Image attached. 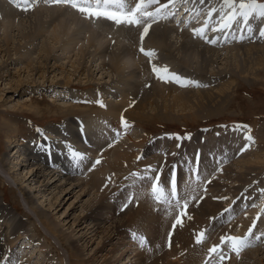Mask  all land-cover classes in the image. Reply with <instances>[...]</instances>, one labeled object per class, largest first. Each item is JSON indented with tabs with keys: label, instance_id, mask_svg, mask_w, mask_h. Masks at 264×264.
I'll use <instances>...</instances> for the list:
<instances>
[{
	"label": "bare ground",
	"instance_id": "bare-ground-1",
	"mask_svg": "<svg viewBox=\"0 0 264 264\" xmlns=\"http://www.w3.org/2000/svg\"><path fill=\"white\" fill-rule=\"evenodd\" d=\"M0 2V48L2 44L8 50L10 49L14 52L13 55L16 57L15 61L20 65V70L29 75L30 78L33 77L31 81H23V78L19 79L17 87L15 88H9V84H5L8 87L7 89L11 90V93L21 92L22 97L20 98L24 99L21 101L17 100L16 104L17 106L25 104V107L23 106L19 112L16 107H12V111L21 113L28 109L37 115L40 114L44 111V108L40 105L38 106L37 103H33L34 101L28 102L31 100L28 97L34 93L33 91L52 89L53 96L54 94H65L64 97H66L67 101L75 100L82 102V105L84 103L86 105L81 108L73 105L69 101L68 103L62 101L63 104L61 105H56L53 101H48L49 104H44L45 108H49L48 105H50L48 111L57 109L62 117L67 118L66 122L73 123L74 118H76L75 116L80 115L82 118H87L85 124L92 118L95 119L93 122L97 123L99 121L101 122V120L105 121L106 119L116 123L115 131L113 129L112 131H99L98 134H95V132L92 133V126L88 124V126L83 127L84 131L82 129L72 130V128L64 130V127L59 125L48 126L45 130L47 135L43 137L41 135L38 136L35 143L31 144L32 142H28L25 146L23 144H14L12 146L13 153L11 158H6L5 155L0 156V169L4 170L5 175H8L12 179L15 185L14 189L32 206L33 212L36 214L39 222L53 235L56 236L59 234L57 233L58 225L48 216L49 210H45L40 205L34 204V199L31 197L30 192L25 191L24 187H22L27 181L35 185V192L40 193L39 200L42 201L45 198L44 203L48 206V209L61 206V203H58L60 195H64L65 197L67 194L75 193V199L78 197L84 198L87 195L92 197V200L88 202L89 204L86 203L88 204L86 207L88 208V212L83 217L86 224L84 228L87 229V233L76 241V246L80 242L86 245L94 237L103 234L101 236V247L92 255V258L96 254L102 253L103 249L107 246L113 248L112 241L114 239L118 238L122 242L120 229L125 227L127 223L130 224L131 222H137L138 219L145 218L147 219L146 223L153 221L151 224L148 222L146 226L149 230L134 232L132 236L142 235L144 238H148L145 246L140 245L138 247L139 252L136 248L133 251L136 253L142 252L141 254L144 259L140 255H133L136 259L141 260V262L144 263V261L150 260L147 264H156L161 256V259L164 260L162 264H195V262L196 264H222L229 262L233 257L228 254H234L235 252L231 251L226 245L216 253H209V249L220 243L221 236L218 234V241H216L215 233H217V230L221 232V229L228 226L229 228L225 231L223 230L224 235H231L230 233L232 232L233 236H243L248 230L244 220H241V227H238L239 230L236 228L238 232L233 227L236 221H240L242 218V216L238 217L239 212L245 209L246 206L253 204L254 201L248 204L247 200L246 203L248 205L245 203L238 205V202H235L230 207L232 209L225 212L221 217L219 216L221 212L229 209L228 205L227 208H224V206L217 213L216 219H212L210 226L204 230V236L202 242L199 243L200 245L196 243L197 245L193 246L192 244L195 243L192 242L196 241H193L192 238L195 239L197 232L200 233V229H203L201 227L204 223L203 218L206 216L212 217L214 215L210 213L219 210V207L216 208V211L215 209L209 210L207 208L209 206L204 205V203L196 205L197 202L194 201L196 199H191L197 193L196 185L190 187L189 192H187L190 197L187 195L189 198L187 200L183 199L185 202H182L183 200L181 199V202L172 204H160L159 201L162 198L160 194H158L159 201H157L159 204H154L152 201H147V196H145L144 192H140V197L144 196L146 200L142 201L140 199L141 204L137 205V209L135 208L129 211V213L115 219L109 217L110 213L106 207H109L108 204L110 203L104 198L105 195L111 197L114 189L120 188L121 190L120 184L122 181L119 177L134 165L139 150L142 149L143 153H149L153 149L151 148L152 143H149L146 148H143L148 144L146 142H149L148 139L150 138L142 126L145 122L155 120L156 118L166 121L180 120L184 118L187 111L194 113L196 117L211 116L224 109L227 105L230 99V93L236 86L234 78L248 85L254 84L258 73L264 71V38L259 35L260 30L264 29V18L255 16L250 19L246 28L234 26L231 30H225L226 34L209 31L207 33L208 39L216 38V43L210 44L204 39L194 37L192 29L202 26L203 21L207 18V10L213 7L214 4L218 8L221 6L218 0H205L203 4L199 3L198 0H188L185 3H177L176 0V3L170 6V10L175 12V15H177L176 12H181L178 14L179 16L181 15L179 17L180 22L178 24L176 23L175 16H169L167 19H159L155 24H152L148 34L144 37L143 42H141L140 34L143 30L138 29V26L124 27L122 25L119 26L121 28H117L112 22L105 21V19H85L78 11V13L76 12L77 16H81V18H75L72 16V12H68L69 10H75L70 6L50 5L45 0H35L33 4L35 11L32 14L37 22L34 25L35 37L30 39L29 37H22L23 32L20 30H17V36L15 34L12 35L13 33L11 32L14 23V13L10 11L15 5L25 7L23 0H16V2H13V0H0ZM39 2H41V5L38 4ZM224 11H228V9L225 8ZM197 12L199 13L198 15ZM16 13L15 16L18 14ZM218 16V12L213 14V22H215ZM48 21L49 23L47 24ZM99 23L101 25H98ZM67 36H70L71 39L65 43L64 38ZM241 36H243V39H240ZM37 39L42 41L41 47L38 49L34 46ZM49 41L62 45L61 50L56 52L54 46H49L51 45ZM9 44L14 45V47L10 48L8 46ZM30 46H33V48L31 49ZM77 46L79 47L76 50L75 47ZM141 46L145 50H158L163 57L172 59V62L178 65L176 67L183 66L185 69L192 70L194 72L192 74L194 75L190 74L187 77H184L185 75L180 77L185 83L195 82V84L189 83V86L183 87L175 82L168 83V85L157 79L156 75H153L148 59L139 55V50L137 49ZM36 53L38 54L36 55ZM159 53L158 56L160 57ZM155 58L157 57L155 56ZM155 60L157 61V59ZM219 61H224V66L220 67V64H218ZM172 62L170 61L168 64ZM158 63L156 62L155 64L161 68L165 66H161ZM2 68L5 71L0 74L1 77L8 73L5 66ZM49 75H51L50 78L48 77ZM197 84L199 86H196ZM73 85H92L94 89L73 91L75 90L71 88ZM68 91H70V94ZM172 109L175 111L180 109V112H174ZM122 115L128 122L126 129H121ZM11 121L8 118L1 121V130L6 133V139L9 142L11 139L9 136L15 134L16 131L13 125L15 123ZM113 122L112 126L114 125ZM73 126L76 127L75 125ZM118 130L120 131L119 136H123L124 138L121 137L117 141L119 137L116 135V143L113 149L110 151H106L107 149L103 150L101 157H99L101 163L97 171L90 173L83 181L78 179L77 176L82 169L84 168V172L86 170L87 164L85 163V159L88 154L87 156L82 155L83 159L74 158V151L76 149L79 152L80 150H88L90 146L94 147L93 142H97V145L101 148L103 147L101 144H105L102 141L106 140V136L112 135L113 131L117 133ZM140 130H144V132ZM219 131L221 130L215 129L212 132H208L209 134L207 136L210 137V134ZM85 132L89 133V135L92 133L93 139L92 137L91 139L85 137ZM236 132H239V136L242 137L246 130L242 128ZM112 138L114 137L112 136ZM214 148L220 151L226 149L225 147H215V145ZM214 148L209 149V152H214ZM206 149L208 147L203 148V152H206ZM249 156L246 155V158ZM251 156L253 158L256 155L252 153ZM246 158H243L241 168L248 169V171H243L234 178L233 175L236 174V171H233L229 167L228 174L230 175L231 173L232 175L226 178L227 181L249 182L250 173L254 172V168L258 165V157L253 160ZM129 160H131L130 167L129 164H126ZM80 162L83 164L80 165ZM234 164H239V161ZM206 167L207 164H204L203 168L200 166V170ZM116 175H119V177ZM110 176L112 179H110ZM107 178L109 179L107 180ZM212 179L210 174L201 173V181L204 184L203 186H206L207 191L211 187ZM28 185H31V183ZM160 187H164V185L162 184ZM211 193L212 196H215L213 191ZM119 197H121V194ZM185 204H187L186 208ZM173 205L176 206L172 208ZM192 206H196L197 209L192 212L190 211V214L198 221L184 216ZM18 208L16 206L7 207L4 203V193L0 194V264H4L2 257L4 254L7 255L8 249H14L17 240L22 239V236L25 235L23 234L24 225L13 216L19 210ZM156 211L162 215L158 220L156 215H154ZM232 211H237L238 214H231ZM249 212L250 215L247 218L251 224L254 219L258 216L260 217L257 220V227L253 229V236L251 237L252 245L250 246L252 249L255 245H264V203L259 205L256 211L251 210ZM218 216L219 224H216ZM232 216L236 218L233 221L235 223L231 222L233 220L231 218H234ZM178 217L181 219V224H177L173 228V224L176 223ZM105 225L108 226L105 227ZM195 225H198L196 229ZM32 227L34 228L33 225ZM76 228H79V225L74 229ZM191 230L198 231L196 233L193 232L191 235ZM149 231L157 232L159 236L155 238ZM240 231L242 235L239 233ZM237 233L240 235H235ZM127 234L128 238H130L131 234ZM256 236H260V239H255ZM167 239H170V245L167 244ZM68 241L72 247H75L73 237L72 239H68ZM83 244L80 247H83ZM250 247L247 248L250 249ZM263 248L261 247V249ZM66 249L71 256L80 257L77 264H86L88 262L81 259L82 254L77 255L75 253L74 249L76 247L73 250L70 248ZM168 249L171 250L169 251ZM261 249L257 247L254 251L250 250L253 255L252 257H255L254 260H256L253 264L262 263L264 254L260 251ZM119 250L122 249L118 247L116 252ZM247 251L249 252V250ZM200 252L203 253L201 254ZM198 254L201 255L200 258H198L199 256L197 257ZM221 256L224 258L221 259ZM241 257L245 258L242 255ZM4 262L7 261L4 260ZM22 264L27 263L23 261Z\"/></svg>",
	"mask_w": 264,
	"mask_h": 264
},
{
	"label": "rangeland",
	"instance_id": "rangeland-1",
	"mask_svg": "<svg viewBox=\"0 0 264 264\" xmlns=\"http://www.w3.org/2000/svg\"><path fill=\"white\" fill-rule=\"evenodd\" d=\"M166 2L167 0H163V1L161 0V3H166ZM258 2L264 3V0H258ZM38 4L41 5V2H39ZM61 6H65V5H61ZM152 7L154 10L155 6H152ZM23 8L24 7L15 5L13 9L10 11L14 13V17H13L14 23H13L11 32L13 33L12 35L15 34V36H17L18 34L17 30H20L23 32L22 37H29L31 39L35 37L34 25L37 22L36 18L32 14V12L35 11L34 5L31 8V10H28V11L22 10ZM68 12L70 13L72 12V16L75 18H79V19L81 18V16L80 17L77 16L78 12L76 10H73V11L69 10ZM15 13L17 14V16H15ZM176 13L177 15H175V19H176V23L178 24L180 22L179 17H181V15L179 16L178 14H180L181 12L179 11ZM48 23L49 21L47 22V24ZM98 25H101V24L99 23ZM142 26L143 25L138 26V29L143 30V28H141ZM117 28H121V27H117ZM138 29H133V30H138ZM18 39L20 38L18 37ZM69 39H71L70 36L65 37L64 42L66 43ZM41 42L42 41H40V39H37L34 43V46L37 49L40 48ZM49 43L51 44L49 45L50 47L52 46L55 47L56 52H59L62 48V45L60 44H57L51 41H49ZM8 46L10 48L14 47V45L12 44H9ZM78 47L79 46L75 47L76 50L78 49ZM30 48L32 49L33 46H30ZM148 50H151V49H148ZM153 51L156 53V57H157L153 59L154 63L159 62L158 64H160L161 66L165 65L170 72H174L178 74L179 76L185 75L184 77H187V75L189 76L190 74L194 75L192 74L194 72H192V70H189L188 68L185 69L183 66L176 67L178 65L172 62L173 61L172 59L166 58L165 56L164 58L163 55H161L158 50L153 49ZM158 53L160 57L158 56ZM13 54L14 52H12L10 49L8 50V48L4 47L1 44L0 68L5 66L8 73H6L5 75H2L3 77H1L0 75V156L5 155L6 158H11L12 153H13L12 146L14 144L16 145L23 144V146H25L28 142H32L31 144L35 143V140L38 136L41 135V137H43L47 135L45 130L48 128V126H55V125L58 126L59 125V126L64 127V130L72 128V130L82 129V131H84L83 127L90 125L92 126L91 127L92 133L95 132V134H98V132L100 131L99 128H101V126L104 130H109V131H112V129L114 130L116 123L111 120H107V119L105 121L101 120V122L99 121L97 123V122H93L95 121V119L92 118L91 120L88 121L87 123L88 125H87L85 124L86 123L85 120L87 119L86 117L82 118L80 115H76L75 116L76 118H74L73 123H69V122H66L67 118L62 117V115L59 113L57 109L48 111V109L50 108V105H48L49 108L44 107L45 103L49 104L48 101H53V103H55L56 105L63 104L62 101L65 103H68L69 101V100L67 101L66 97H64L65 94H57V95L54 94L53 96L52 89L51 90L47 89L45 91H41V90L33 91L34 93L31 92L32 93L31 96L28 97L29 99H31L28 102L34 101L33 103H37L38 106L40 105L41 107L44 108V111L41 112L40 114L37 115L35 112L28 110V109H26L25 111L21 113L13 112L12 107H16L18 112L21 110L23 106L25 107V104H21L20 106H17L16 104L17 100L21 101L24 99L20 98L22 97L21 92L15 93V94L11 93V90H8L7 89L8 87L5 86V84L8 83L9 88L10 87L15 88L17 87V84H18L17 82L19 79L23 78V81L24 80L31 81V79L33 78V77L30 78L29 75H27L25 72L23 73V71L20 70V65L17 63V61H15L16 57H14ZM37 54L38 53H36V55ZM139 55H142L141 57L148 59V57H146L140 51H139ZM155 59H157V61ZM170 61L172 63L168 64V62ZM218 64H220V67H222L224 66L225 63L224 61H219ZM67 69H69V67H67ZM4 71L5 69L3 68L0 69V74L3 73ZM50 76L51 75H49L48 77L50 78ZM49 78H48V81H49ZM106 80L108 79L106 78ZM234 81L236 83V86L233 88V90L230 93V96H229L230 99L228 100L227 105L225 106L224 109L218 111V113L216 114L214 113L215 115L213 114L211 116H206V117H203V116L196 117L194 113L192 112L190 113L187 111V114H185L184 118H181L180 120L166 121L164 119L156 118L155 120L147 121L142 125L144 127L143 129H145V131L147 132V135H149L150 137L148 139L149 142H146L148 144L145 145L143 148H146V146H148L149 143H152L151 148L153 149L149 153L147 152L143 153L142 149H140L139 152L137 153L138 156L136 155V161L134 162V165L131 168H129L127 172H124V174H121L120 177L119 175H116L122 181V183L120 184L121 190L120 188L114 189V191H112L111 193V197H109L108 195H105V198H104L108 203H110L108 204L110 208L106 207L107 211L110 213L109 217L115 219L117 217H120V216H123L129 213V211L135 208L137 209L138 208L137 205L141 204V201H139L140 199L142 201L147 199V201H152L154 204L172 203L175 201L177 203L181 199L186 200L185 196L188 195L190 197L189 193H187L189 192L190 187L192 185H196L197 193L195 196L191 198V199H194V198L196 199L194 200L195 202H197L196 205H199V204L201 205L204 203V205L209 206L207 207L209 210L215 209V211H216V208L219 207L218 211L213 212V213L209 212L210 214H213L214 216L212 217L206 216L205 218H203L204 223L201 226L203 227V229H200L201 232H204V230H206V227L210 226V222L212 220L210 218H215L217 213L220 212L224 206H225L224 208H227V205H228V208L230 209V207H232V204H233L232 201L234 200L235 202H238V205H241L242 203H245L246 205H248L249 202L252 203L254 201L253 204L250 203L251 205L246 206L245 209H242L239 212L238 217L242 216V218L240 219V221H236L237 224L233 222L236 219L235 216H232L234 218H231L233 219L231 220V222L235 223V226L233 227L235 231H237L236 228L238 229V227H241V220H244V223L247 229L250 227L251 222L247 218L248 215H250L249 211L251 210L256 211L258 209V206L264 203V71L263 72L260 71L258 73L257 78L254 81L253 85L252 84L248 85L247 83H244L243 81H239L236 78H234ZM168 83L171 84L172 82H168ZM168 83H165V84H168ZM71 88L75 89L73 91H77V90L82 91V90H88L91 88L94 89V86L92 85H89V86L73 85ZM68 93L70 94V91H68ZM75 102H72L73 105L79 106L81 108H83V106H86L84 105L85 103L82 105V102H77V101ZM172 110L174 112H178V113L180 112V109L178 111H175L174 109ZM7 118L9 120H12L11 121L12 123H15L13 125L16 128V131H15L16 135L13 134L12 136H9V138H11L10 142L6 139L7 137L6 133L1 130L2 128L1 121L6 120ZM112 122L114 124L113 126H112ZM76 123L78 124V127ZM242 124L246 125L247 128L246 129L243 128ZM73 125H75L76 127H74ZM237 125L241 126L239 129L243 128L246 130L243 136L250 135L252 137L251 146H249L247 150L243 152H241L240 150L241 148L245 146V144L248 143V141L245 140V137L243 136H242L243 138L240 137L239 132L238 133L236 132ZM215 129L221 130V131L210 134V137H208L207 136L209 134L208 132H212ZM140 131L144 132V130H140ZM92 133L89 135V133L85 132V137L89 139H91L92 137L93 139ZM107 136H110V135H107ZM107 136H106V140L102 141V143H105V144H101L103 145V147L100 148L101 150L99 149L97 151L96 150L98 147L97 142H93L94 147L90 146L88 150H85V151L80 150L79 152L78 149H76L74 151L75 153H79L84 156H87L88 154V156L85 159V163L87 164L86 170L85 172L83 171L79 173V175L77 176L78 179L83 181V179L85 180V178H87L90 175V173L92 172L94 173L95 171H97V168L99 167L101 162L99 164H95L94 162L98 159L100 160L99 157H101L103 150L107 149L106 151H110L113 149L114 144L116 143V134L113 132L112 136L114 138H112L111 136L109 139V140H112V143L108 141ZM118 137L119 138L117 139V141L123 136H118ZM184 137H188V138H184ZM214 145L215 147H220V148L225 147L226 149L224 151H220V150L215 149ZM206 147H208V149H206V152H203L204 151L203 148H206ZM211 148H214L213 149L214 152L212 153L209 152V149ZM252 153L253 155H256L253 158L251 156ZM197 154H199V157H200L201 168H203L204 164H207V167L200 170V173L210 174L211 177L213 178L211 181V187L208 191L206 190V186H203L204 184L201 181V178L198 180L192 179L191 181H189V177L191 175L189 170L195 166ZM246 155L247 156L250 155V156L246 158ZM189 156H190V159H189ZM257 157H258L257 167L254 168V172H251V173L248 172L250 173L249 182L240 183L237 181L232 182L230 180L229 181L226 180L227 177L232 175L231 173L230 175L228 174L229 167L233 171H236V174L233 175L234 178H236L237 175L241 174L243 171H248V169L241 168L243 158L253 160V159H256ZM237 161H239V164H234ZM81 164L83 163L80 162V165ZM126 164L127 165L129 164V167H130L131 160H129ZM178 164L179 165L181 164L180 167ZM149 166H150V169L152 170L151 171L152 173H150L151 176L154 178L156 173H160L161 180H162L161 183L164 185V187H160L162 185L161 183L157 185L159 188L165 189V192H164V189L162 190V192L159 191V194L162 196V198L160 199L161 202L159 201V203H157L156 201L157 193L154 196L152 195L153 192H151L152 180L150 179L147 180L146 178L149 175V173L146 172L145 170L149 169ZM174 170L178 175V181H179L178 187H177L178 198L176 200L171 199L170 197V193L172 191L171 185H170V177ZM108 179L109 178H107V180ZM110 179H112L111 176H110ZM1 181H3V183H1ZM29 183H31V185H28ZM32 184H33L32 182L27 181L24 183L22 187H24L25 191L30 192L31 197L34 199V204L38 206L40 205L45 210H49L48 216L51 217V219L54 220L53 222H55L58 225L57 233L59 234L56 236L53 235L45 228L44 225H42L39 222V219H37L36 214L33 212L32 206L29 205L27 201L21 197L20 193L16 189H14L15 185L12 179H10L8 175H5L4 170L0 169V194L4 193V203L7 207H11V206L19 207L18 208L19 210L17 212L14 211L15 213L13 216H15L24 225L23 234H25L24 236H22V239L17 240L14 246V249L12 250L8 249V253L6 252L7 255L4 254L2 258L7 262H4V260L1 258L3 263L22 264L23 261L24 262L26 261L27 264H77L80 257H75L74 255L71 256L66 249V248H70L71 250H73V248L75 247H76V249H74L75 253L77 255L82 254L81 259H83V261H88L86 262V264H102V263L103 264H147L150 261V260L148 261L146 260L143 263L141 262V260L136 259V257L133 256V255H140L141 258H143L141 254L142 252L136 253L133 251H134V248H136L137 251L139 252L138 247L140 245L145 246L146 245L145 243L147 242L148 238L147 237L144 238L142 235H138V236L136 235L135 237H133L137 241L135 242L133 241V238L131 237L128 238V234H127L129 233L132 236L134 235L133 234L134 232L137 233L139 231L140 232L148 231L149 229L146 226L148 225L149 221L146 223L147 219L145 218L138 219L137 222H131L130 224L127 223L125 227L120 229L121 234H122L121 237H122L123 243L119 241L118 238H116L112 241L113 248H111L110 246H107L103 249L102 253H98L95 255V257L92 258V255L101 247V244H102L101 236L103 234L94 237L93 240L87 243L86 245L83 244V242H80L78 246H76V241L81 239L87 233L86 232L87 229L84 228L86 227V224H85V220H83V217L88 212V208L86 207L89 204L88 202L92 200V197L87 195L84 198L78 197L75 199L76 197L75 193L69 194V195L67 194V196L65 197L64 195H60L58 199V203H61L60 204L61 206L48 209V206H46L44 203L45 198H43L42 201L39 200L40 193L35 192L36 191L35 185H32ZM131 189L132 191H130ZM212 191L215 196H212V193H211ZM140 192L141 193L144 192L147 198L145 197L146 199H144V196L140 197L141 196ZM179 192L182 194H180ZM120 194H121L122 199L121 197H119ZM182 195L184 196L182 197ZM188 196L187 198H189ZM184 200L182 202H185ZM247 200H248V204L246 203ZM175 206L176 205H173L172 208H174ZM195 209H197V207L192 206L191 209H188L189 214L186 212L185 213L186 215L184 216L185 217L188 216L195 220V217L193 215L191 216L190 214V211L192 212ZM167 211H170V210H167ZM234 213L238 214L237 211L231 212V214H234ZM154 215H156L157 220L162 217V215H160L159 212L157 211ZM219 216L217 218L216 224H219ZM148 219L152 220L151 218H148ZM195 221H198V220H195ZM151 222L149 223L151 224ZM32 225L34 226L35 230L32 227ZM78 225H79V228L74 229ZM108 225H105V227H107ZM192 225L194 226V224ZM196 226L198 225H195V229L197 228ZM227 228L229 227L225 226V228L221 229L222 233L217 230V233H215V238H217V240L215 238L214 239L218 241V237H217L218 234L220 236H223L224 235L223 230L225 231ZM197 231L191 230L190 233L192 235L193 232L196 233ZM149 232H151V234L154 235L155 238L159 236L157 232H154V231H149ZM239 233H241V231ZM239 233L235 235H240ZM230 234L233 236L232 232ZM72 237L74 240L75 247H72L68 241V239H72ZM139 237H143L145 242L141 243L140 240L138 239ZM170 239H167L168 245H170ZM192 239L193 241H196V238L195 239L192 238ZM162 243L163 242H161V244ZM192 243H195V244H192L193 246L197 245L196 242H192ZM82 244H83V247H80ZM162 245H164V243ZM118 247H120V249L122 250H119L116 252ZM166 247L168 248L167 245ZM257 247L258 249H261V247H264V245L258 244V245H255V247H252V249L251 247L250 249L247 248L245 249L246 251L245 250L241 251L238 256L236 255V253L231 254L228 252L229 253L228 255L233 258L230 259L229 262L227 263L224 262L222 264H239L240 262H241L240 264H253V262H256V260H254L255 257H252L253 255L251 254L250 250L254 251V249ZM168 250L170 251L171 249H168ZM247 250H249V252ZM260 251L263 252L264 254V248L261 249ZM200 253L202 254L203 252H200ZM244 254L247 256L245 257ZM241 255L244 256L246 259L242 258ZM200 256H201L200 254L197 255L198 258H200ZM161 257L160 259H158L156 264H162L164 260H162ZM261 264H264V259L262 260Z\"/></svg>",
	"mask_w": 264,
	"mask_h": 264
},
{
	"label": "snow or ice",
	"instance_id": "snow-or-ice-1",
	"mask_svg": "<svg viewBox=\"0 0 264 264\" xmlns=\"http://www.w3.org/2000/svg\"><path fill=\"white\" fill-rule=\"evenodd\" d=\"M13 2H16V0H13ZM45 2L50 4L70 6L71 8L78 11L85 19H105L112 22L117 27L122 25L124 27H137L143 25V31L140 34V40L143 42L144 37L148 34L152 24L156 23L161 18L167 19L169 16H175V12L170 10V6L174 5L176 0H167L166 3H161V0H45ZM183 2H188V0H183ZM198 2L203 4L205 0H198ZM23 3L25 7L22 10L28 11L33 7L35 0H23ZM218 3L221 5L219 8L213 6L207 10V18L203 21L202 26L192 29L194 37H199L204 39L207 43L215 44L216 38L208 39L207 33L209 31L226 34L225 30H231L234 26L246 28L250 19L255 16L264 18V3H260L258 0H218ZM152 6H155L154 10ZM225 8L228 9V11H224ZM217 12L219 13V16L215 22H213V14ZM198 14L199 13L197 12V15ZM259 35L264 38V29L260 30ZM240 39H243V36H241ZM139 51L148 57V62L151 65L152 72L156 75L157 79L165 83L175 82L183 87L189 86V83L195 84V82L185 83L178 74L170 72L166 66L161 68L157 64L153 63V59L156 56V53L153 50H145V48L141 46ZM196 86L199 85L197 84ZM127 127L128 122L122 115L121 129H126ZM236 127L239 129L241 126L237 125ZM243 128L246 129L247 126L245 125ZM116 135H120L119 130L117 131ZM245 140H247L248 143L245 144L243 148H241V152L246 151L247 148L251 146L252 137L250 135H246ZM73 156L74 158L83 159L82 155L79 153H73ZM94 163L99 164L100 160L98 159ZM145 171L149 172V175L146 178L152 180V192L155 196L157 185L161 183V174L156 173L155 177L153 178L150 174L152 171L150 167ZM189 172L191 174L189 181L192 179L198 180L201 178L199 154H197L195 166L191 168ZM178 183V175L174 170L170 177V185L173 196L177 195ZM233 203L235 204V201ZM186 207L187 204H185V208ZM230 210L231 209L223 210L220 216L222 217L225 212ZM259 218L260 217L258 216L252 221V224L243 236H232L227 234L221 236L220 243L209 249V253H216L219 249L226 245L238 256L242 250L252 245L251 237L253 236V229L257 227V220ZM177 224H181L179 217L177 218L176 223L173 224V228H175ZM203 236V232L197 234V244L202 242ZM138 239L141 243L145 242L143 237H139ZM255 239L259 240L260 236H256ZM223 258L224 257L221 256V259Z\"/></svg>",
	"mask_w": 264,
	"mask_h": 264
}]
</instances>
